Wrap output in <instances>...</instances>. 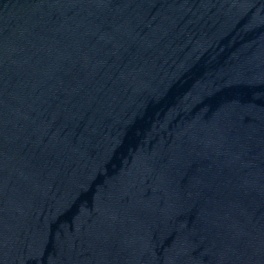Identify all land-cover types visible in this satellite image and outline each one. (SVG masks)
I'll list each match as a JSON object with an SVG mask.
<instances>
[{"label":"water","instance_id":"water-1","mask_svg":"<svg viewBox=\"0 0 264 264\" xmlns=\"http://www.w3.org/2000/svg\"><path fill=\"white\" fill-rule=\"evenodd\" d=\"M0 264H264V0H0Z\"/></svg>","mask_w":264,"mask_h":264}]
</instances>
